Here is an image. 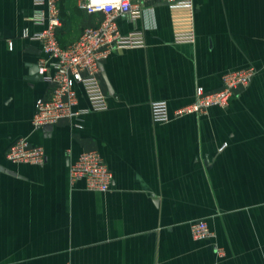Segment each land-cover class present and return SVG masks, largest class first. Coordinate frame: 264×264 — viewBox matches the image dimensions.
<instances>
[{
  "label": "crops",
  "instance_id": "crops-1",
  "mask_svg": "<svg viewBox=\"0 0 264 264\" xmlns=\"http://www.w3.org/2000/svg\"><path fill=\"white\" fill-rule=\"evenodd\" d=\"M79 1L61 0L63 46L98 24ZM37 10L35 0H0V264H264V0L155 3L120 21L123 34L144 31L146 46L103 63L109 108L51 135L33 125L50 85L27 79L46 57L23 35L41 32ZM191 28L195 42L175 41ZM249 66L258 73L228 108L173 116L198 88L217 91L225 73ZM154 101L172 120L153 121ZM21 138L44 148L43 165L8 160ZM87 150L112 171L108 192L72 183L70 165ZM200 220L212 237H193Z\"/></svg>",
  "mask_w": 264,
  "mask_h": 264
},
{
  "label": "built area",
  "instance_id": "built-area-1",
  "mask_svg": "<svg viewBox=\"0 0 264 264\" xmlns=\"http://www.w3.org/2000/svg\"><path fill=\"white\" fill-rule=\"evenodd\" d=\"M176 0H80L79 8L89 16H97L98 24L85 28L77 40L63 46L59 38L62 27L61 0H35L38 7L32 18L41 26L39 33L24 30V37L41 43L45 58L39 68L43 81L50 85L47 96L36 102L33 125L42 129L46 125H58L65 120H75L93 111L109 108V93L102 77V65L114 52L123 48L145 47L144 31L123 34L119 22H134L142 19L153 9L155 3H174ZM151 8V9H150ZM177 43L195 42L194 29L178 30ZM258 70L254 66L227 72L223 75L222 87L213 92L203 88L196 91L194 103L176 110L175 118L187 115H204L213 107L226 109L231 99L252 83ZM77 86H81L88 101L86 108L80 107ZM152 119L156 123L172 120V113L166 101L151 103ZM12 163L43 165L46 153L43 147L32 144L27 138L17 140L7 153ZM72 183L83 180L88 190L108 192L114 176L103 156L97 150H87L70 165ZM195 239L212 237L206 221L191 225Z\"/></svg>",
  "mask_w": 264,
  "mask_h": 264
},
{
  "label": "water",
  "instance_id": "water-1",
  "mask_svg": "<svg viewBox=\"0 0 264 264\" xmlns=\"http://www.w3.org/2000/svg\"><path fill=\"white\" fill-rule=\"evenodd\" d=\"M102 71H103V66H102ZM103 77L105 79V82H106L108 89H109V92L111 94L112 88L110 87L108 79H107L105 74H103ZM27 79L31 82H37V81L43 80L42 75L40 74L39 66L31 67L30 72H29V76L27 77ZM42 129L44 130L45 133H49V135H51V133L54 130V126L53 125H46Z\"/></svg>",
  "mask_w": 264,
  "mask_h": 264
}]
</instances>
